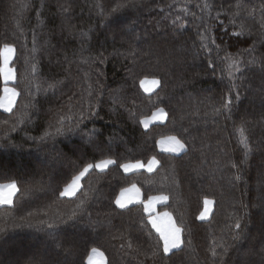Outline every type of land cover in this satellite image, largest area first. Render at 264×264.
Masks as SVG:
<instances>
[{"label": "trees", "instance_id": "1", "mask_svg": "<svg viewBox=\"0 0 264 264\" xmlns=\"http://www.w3.org/2000/svg\"><path fill=\"white\" fill-rule=\"evenodd\" d=\"M118 2L128 0H0V46L7 40L16 48L11 85L21 93L13 113L0 109V184L15 181L18 188L12 204L0 206V264H87L93 247L106 264H213L209 249L221 238L230 247L216 264H264V207H253L264 200L258 184L264 173V0H134L107 19L95 7L110 12ZM241 25L245 34L234 36ZM198 33L220 47L202 48ZM226 55L240 61L233 77ZM149 74L163 78L159 99L139 88V79ZM3 84L0 75V96ZM233 84L231 110L216 115ZM90 104L97 115L39 141L55 132L49 124L58 116L74 117L81 107L87 116ZM159 107L168 112L166 121L144 129L137 121ZM14 121L22 122L7 131ZM173 135L187 141L186 150L160 152L158 140ZM245 137L253 151L240 164ZM153 155L160 161L153 172L125 174L110 166L88 174L82 188L98 191L82 209L70 202L77 198L59 197L58 190L87 163L108 157L146 163ZM231 161L240 165L243 180H233ZM133 183L144 202L168 196L158 210L191 231V245L146 259L155 241L141 226L147 219L143 206L122 210L105 198ZM205 197L213 201L212 212L199 220ZM73 210L75 219H60ZM236 217H243L242 230L231 227ZM237 231L239 239H232Z\"/></svg>", "mask_w": 264, "mask_h": 264}, {"label": "snow or ice", "instance_id": "2", "mask_svg": "<svg viewBox=\"0 0 264 264\" xmlns=\"http://www.w3.org/2000/svg\"><path fill=\"white\" fill-rule=\"evenodd\" d=\"M134 0H128L127 3H115V6L111 8L110 12H105L103 9V5H95V7L100 9V15L107 19L110 15L115 14L117 11L122 10L126 7H128L130 4H133ZM199 7V5H198ZM205 8L208 7L207 4L204 5ZM235 7L243 11L244 6L240 3H237ZM65 11L68 9L65 8ZM185 13L188 12V10L182 9ZM237 13H233V19L232 22L235 23V15ZM39 16L40 13H37ZM195 16V14H192ZM219 18V15L216 17ZM181 18L177 16L172 22L173 24H176L177 21H179ZM262 21H264V9H262ZM264 26V24H262ZM244 25H241V31L233 32L234 36H242L244 35ZM200 35L201 39V47L204 49L211 51L209 48V44L215 45L216 48H219L220 45L217 44L216 39L214 37H208L205 36L202 33H198ZM254 47V46H253ZM248 51H251L249 49ZM16 54V48L14 44L5 42L0 46V58H2V66H0V75L3 76L4 80V88H3V95L0 96V109H3L6 113H13L14 106L16 105L17 97L21 95V93L17 92L16 87H8L9 81H12L15 79L14 76V69L9 67L13 57ZM18 58V57H17ZM101 62L102 61V54H100ZM225 60H231V63L227 65L228 68V75L229 77H233L235 72L240 71V61L235 60L232 58L231 55H226ZM85 63H88L89 61L85 60ZM255 61H249V63H254ZM211 66V62H210ZM234 69V71H233ZM33 70H35V66H33ZM264 70V69H262ZM49 87H53V85H49ZM139 88L143 89L144 92L149 94H155L157 98H160L159 92L156 91V89H160V91H163L164 89V83L162 77H157L155 74H149L144 75L142 79H139ZM235 88V84L232 85V87L229 89V96L224 98V102L221 104L219 108H214V113L216 115H220L223 113V111L231 110V104H232V97H231V91ZM91 95V93H89ZM239 93L236 94L235 99L239 100ZM29 105H25V108H27ZM35 106L34 104L32 105ZM92 105H89V111L88 115L85 116L83 108L81 107V111L77 114H75L74 117H67V116H58L55 123H50L49 128H55V132H45V134L41 137H39V141L41 143H45L48 139L53 138L55 135L63 134L65 130L72 131L76 128H79V125L83 123L85 119H87L90 116H95L97 113L91 110ZM130 116H132L134 119H136L135 112L131 111L129 112ZM168 117V112L165 111L164 108L159 107L156 109L155 114L153 115V120H160L163 121ZM18 122L22 121H14L10 128L7 129V131L15 132L17 130L16 124ZM138 123H141L145 126V128L148 127L149 121L147 119L145 120H138ZM4 125L9 124L8 119L3 120ZM186 131V129H185ZM237 131L240 133H243L245 131V128L243 126L238 127ZM31 139L35 140L36 138L30 137ZM169 141L171 143V147L167 148L166 151L170 153H180L186 150L188 147L187 141L184 140L181 137H178L176 135H173L169 137ZM247 138L241 143L244 144V153H243V159L240 161V164H246L253 149L249 147L248 143L246 142ZM164 142L161 141V144ZM160 164V161L157 159L155 155L151 156L147 159L146 163L141 162L140 160H137L136 163H121L119 159L116 158H102L99 160V162L93 164V163H87L85 164L82 169H77L75 173L71 176L70 180L65 183V186L62 188V190H58L59 197L61 198H77L79 202H77V199L70 200L71 203L76 204L77 209H82L85 205V203L88 200L89 194L92 192H97L98 189L94 188L93 186L89 185L88 190L85 191L82 188V181L86 178L88 174L95 170H99L100 173H105L107 169L110 168V166L115 167L116 169H122L124 173H130L135 170L146 168L148 172H152L154 167L156 165ZM230 167L233 169H236V173L233 177V180L236 182H239L243 180V175L240 170V165L236 163L235 161L230 162ZM261 179L258 181V184L260 187L264 188V173H261ZM18 191L17 184L15 181L0 185V204L4 205H11L13 200V196ZM78 193L80 194L78 197ZM114 199L105 197L109 199V203L115 205L118 209H129V205H136L139 204L143 206V211L147 213V219L141 221V226L146 230V234L150 240L154 239V244L151 245L147 252L144 253L146 259L148 260H155V258L160 257V259H163L164 256H167V254L171 253L174 249L181 248L182 245H191L192 241L189 239L191 235V231L186 229L185 225L177 220L173 219V216L168 211H157L155 208V205L157 204H166L168 201L167 195H157V196H150L146 197L147 203L144 202V200L138 199L140 196V190L136 187L135 183L131 185V187H125L122 188L117 195L115 191L111 194ZM204 203V211L200 212L199 216L197 217L199 220H204L207 217L209 206L213 204V201L207 197L203 200ZM264 207V200H262V203L260 205H253V207ZM244 207H247V205H244ZM32 214L29 213V216ZM111 215V213H109ZM247 215V213L245 214ZM77 216L76 210H73L70 213L67 214H60V219L62 220H72L75 219ZM22 221H25L28 226H32V222L30 220H27L25 217H20ZM40 224H45L46 222L44 220L38 221ZM151 225V229H148L147 226ZM243 225V217H236L234 220L233 225L231 226L235 230H242ZM55 226L54 223L48 222L47 227L53 228ZM154 229V233L153 230ZM240 232L237 231L233 236L232 239H239ZM131 241L128 242V247H131ZM123 247V245H122ZM230 245H228L223 239L221 238L220 241L214 240L212 242V245L209 249L211 257L213 258V264H216L217 257L221 254L227 255L228 248ZM220 249V252L218 253L217 249ZM261 251H264V249H261ZM93 257H97L98 261L94 262ZM89 264H105V257L104 253L99 251L98 248L93 247L91 249V255L88 258Z\"/></svg>", "mask_w": 264, "mask_h": 264}, {"label": "crops", "instance_id": "3", "mask_svg": "<svg viewBox=\"0 0 264 264\" xmlns=\"http://www.w3.org/2000/svg\"><path fill=\"white\" fill-rule=\"evenodd\" d=\"M10 82V81H9ZM13 82V81H12ZM11 82V83H12ZM143 90V89H142ZM146 93V92H145ZM147 94H149V93H147ZM1 110H3V109H1ZM4 111V110H3ZM155 112L156 111H154L151 115V117H148V118H145V119H147L148 121H149V124H148V127L147 128H145V126L142 124V126H143V128L144 129H148V128H150L152 125H155V124H162V123H164L165 121H166V119H164L163 121H160V120H153L152 119V117H153V115L155 114ZM145 119H143V120H145ZM161 141H163L164 143L163 144H161ZM157 146H158V149H159V151L160 152H162V153H168V154H174V155H179V154H181V153H183V152H180V153H170V152H168V151H166V149L167 148H169V147H171V143H170V141H169V137H165V138H162V139H159L158 140V142H157ZM157 166V165H156ZM156 166L154 167V169H153V171L155 170V168H156ZM136 171H146V172H148L147 171V169L146 168H143V169H139V170H135V171H133V172H136ZM152 171V172H153ZM133 172H130V173H133ZM130 173H125V174H130ZM15 196V195H14ZM14 196H13V198H14ZM13 198H12V200H13ZM141 197L139 196V198L138 199H140ZM141 200H143V197H142V199ZM145 203H147V201L145 202ZM4 204H0V206H3ZM160 205H162V204H157V205H155V208H156V210L157 211H159L158 210V207L160 206ZM130 206V205H129ZM203 211H204V209H203ZM146 213V212H145ZM146 215H147V213H146ZM174 250H176V249H174ZM173 250V251H174ZM94 258L95 257H93V261H94ZM87 264H89L88 263V260H87ZM105 264H106V260H105Z\"/></svg>", "mask_w": 264, "mask_h": 264}, {"label": "rangeland", "instance_id": "4", "mask_svg": "<svg viewBox=\"0 0 264 264\" xmlns=\"http://www.w3.org/2000/svg\"><path fill=\"white\" fill-rule=\"evenodd\" d=\"M9 67H11V65H9ZM3 77V76H2ZM13 81V80H12ZM12 81H10L9 83H8V87H12V85H11V82ZM3 83H4V80H3ZM3 88H4V84H3ZM3 88H2V95H3ZM1 95V96H2ZM152 116V115H151ZM151 116H149V117H151ZM149 119V118H148ZM0 185H3V184H0ZM137 187V186H136ZM138 188V187H137ZM139 189V188H138ZM140 190V189H139ZM140 200L142 199V193H141V191H140ZM212 206H213V204L212 205H210L209 206V211H208V214H207V217H206V219H208L209 218V216H210V214H211V212H212ZM205 207V206H204ZM206 219H204V220H206ZM90 255H91V253H90ZM89 255V256H90ZM89 258V257H88ZM96 261H98V258L97 257H95L94 258V262H96ZM88 263H89V260H88Z\"/></svg>", "mask_w": 264, "mask_h": 264}]
</instances>
